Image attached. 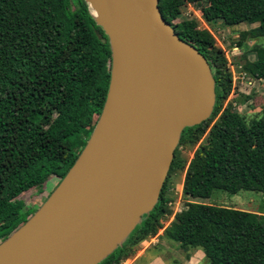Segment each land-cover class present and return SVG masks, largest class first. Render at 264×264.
<instances>
[{
	"label": "trees",
	"instance_id": "obj_1",
	"mask_svg": "<svg viewBox=\"0 0 264 264\" xmlns=\"http://www.w3.org/2000/svg\"><path fill=\"white\" fill-rule=\"evenodd\" d=\"M188 5L205 23L256 24L239 33L238 47L264 38V0H158L177 38L207 63L214 104L205 121L182 130L153 209L98 264L131 259L162 229L171 214L168 179L183 171L188 201L161 237L183 252L200 250L206 264H264V215L199 203L216 189L264 198V109L246 121L225 103L232 78L223 51L195 19L173 23ZM253 52L242 71L263 80L264 45ZM110 61L107 38L84 0H0V242L36 211L22 196L41 194L52 179L58 184L84 148L104 104ZM196 144L189 163L181 159L179 148Z\"/></svg>",
	"mask_w": 264,
	"mask_h": 264
},
{
	"label": "water",
	"instance_id": "obj_2",
	"mask_svg": "<svg viewBox=\"0 0 264 264\" xmlns=\"http://www.w3.org/2000/svg\"><path fill=\"white\" fill-rule=\"evenodd\" d=\"M84 2L110 50L104 104L74 164L0 242V264H98L153 209L182 130L214 104L207 63L158 0Z\"/></svg>",
	"mask_w": 264,
	"mask_h": 264
},
{
	"label": "rangeland",
	"instance_id": "obj_3",
	"mask_svg": "<svg viewBox=\"0 0 264 264\" xmlns=\"http://www.w3.org/2000/svg\"><path fill=\"white\" fill-rule=\"evenodd\" d=\"M181 19H195L198 29L207 30L213 37L215 45L223 51L232 78V91L225 100V103H229L233 111L237 112L246 121L260 116L264 109V79L252 80L242 71L241 66L244 60L254 59L253 48L263 46L264 38L247 39L243 41L241 46L238 47L236 45V42L239 40V33L255 27L256 24L241 23L236 26L226 27L221 21L205 23L200 18L199 10L190 5L180 8V17L174 20L173 23H177ZM197 146L198 144L194 146L185 145L179 148L181 159L189 163ZM183 175L184 171L174 173L168 179L166 185L168 189L165 196L170 199L166 203V207L170 210L171 214L163 219V227L154 237L148 238L137 245L135 255L142 247L150 249L157 246L162 238L161 234L163 229L172 220L173 214L184 208L188 199L182 196ZM56 185L57 181L52 179L45 185L41 194L25 193L22 196L23 201L32 208L38 209L45 201L48 193L52 192ZM199 203L264 215V198L260 193L254 191H238L234 195H229L216 189L211 192L208 199L200 200ZM169 242L173 244V247L170 248L172 251L169 255H166V259L171 261L169 262L170 264L183 263L188 257L187 252H189V255L190 253L192 254V250L183 252L177 247L176 243ZM194 258L195 261L193 264H206L204 259L201 260L197 256H194ZM120 264H122V262Z\"/></svg>",
	"mask_w": 264,
	"mask_h": 264
},
{
	"label": "crops",
	"instance_id": "obj_4",
	"mask_svg": "<svg viewBox=\"0 0 264 264\" xmlns=\"http://www.w3.org/2000/svg\"><path fill=\"white\" fill-rule=\"evenodd\" d=\"M171 247H173V244L170 243L169 240L161 238L160 243L157 246H154L150 249H145V247H142L137 251V254L132 259L126 260L122 262V264H170L169 262L171 261L166 259V255H169L172 251V249L170 250ZM191 252L194 256L199 257L201 260L204 259L200 250L193 249ZM192 254L190 253L189 255V252H187V259H185L183 263H179L193 264L195 258Z\"/></svg>",
	"mask_w": 264,
	"mask_h": 264
}]
</instances>
